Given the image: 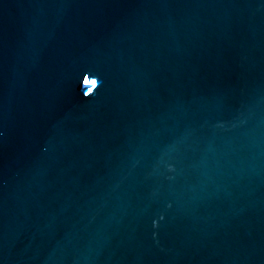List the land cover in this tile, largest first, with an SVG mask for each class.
I'll list each match as a JSON object with an SVG mask.
<instances>
[{"label": "water", "instance_id": "water-1", "mask_svg": "<svg viewBox=\"0 0 264 264\" xmlns=\"http://www.w3.org/2000/svg\"><path fill=\"white\" fill-rule=\"evenodd\" d=\"M0 264H264V0H0Z\"/></svg>", "mask_w": 264, "mask_h": 264}, {"label": "snow or ice", "instance_id": "snow-or-ice-1", "mask_svg": "<svg viewBox=\"0 0 264 264\" xmlns=\"http://www.w3.org/2000/svg\"><path fill=\"white\" fill-rule=\"evenodd\" d=\"M89 83H90V84H96L97 81H96V80H90V79H89Z\"/></svg>", "mask_w": 264, "mask_h": 264}, {"label": "clouds", "instance_id": "clouds-1", "mask_svg": "<svg viewBox=\"0 0 264 264\" xmlns=\"http://www.w3.org/2000/svg\"><path fill=\"white\" fill-rule=\"evenodd\" d=\"M89 91H91V90H89Z\"/></svg>", "mask_w": 264, "mask_h": 264}]
</instances>
